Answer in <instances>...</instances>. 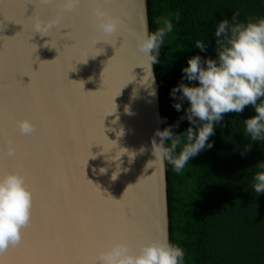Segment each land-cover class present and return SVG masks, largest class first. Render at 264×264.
I'll return each mask as SVG.
<instances>
[{
  "label": "water",
  "instance_id": "water-1",
  "mask_svg": "<svg viewBox=\"0 0 264 264\" xmlns=\"http://www.w3.org/2000/svg\"><path fill=\"white\" fill-rule=\"evenodd\" d=\"M67 4L0 0V174L21 175L32 194L24 241L0 255V264H73L89 245L99 253L115 243L135 251L152 240L169 242L165 162H150L151 141L159 143L154 133L162 131L158 85L136 47L145 27L149 32L146 0ZM101 9L117 22L111 35L96 27ZM84 62L102 68V88L86 94L99 113L73 118L97 128L95 151L68 144L82 145L83 134L73 141L69 125L57 130L50 120L57 108L40 94L71 77L66 94L75 102V68ZM23 119L33 134H19L14 121Z\"/></svg>",
  "mask_w": 264,
  "mask_h": 264
},
{
  "label": "trees",
  "instance_id": "trees-1",
  "mask_svg": "<svg viewBox=\"0 0 264 264\" xmlns=\"http://www.w3.org/2000/svg\"><path fill=\"white\" fill-rule=\"evenodd\" d=\"M146 5L149 33L162 26L161 18L173 24L153 70L162 131L175 126L179 135L191 126L181 119L189 103L185 99L176 111L173 105L180 101L171 90L180 83L198 85L182 79L181 70L193 56L216 58L214 33L221 20L264 18V0H146ZM197 41L207 45L204 52L195 47ZM254 115L251 105L223 114L206 141L212 147L191 157L181 173L165 160L169 243L184 250L183 264H264V192L252 189V177L261 171L255 166L264 162V140L252 141L244 123ZM186 142L185 135L177 152Z\"/></svg>",
  "mask_w": 264,
  "mask_h": 264
},
{
  "label": "clouds",
  "instance_id": "clouds-1",
  "mask_svg": "<svg viewBox=\"0 0 264 264\" xmlns=\"http://www.w3.org/2000/svg\"><path fill=\"white\" fill-rule=\"evenodd\" d=\"M43 2L51 3L52 0ZM78 2L68 0L67 7L70 10ZM94 16L99 31L106 35L116 31L117 22L106 18L104 12L96 10ZM175 19L179 20V13ZM235 19L233 16L232 21ZM157 23L162 26L156 31L149 33L145 27V34L137 37L136 47L146 58L149 78H152L151 65L158 62L164 37L173 30L168 18H161ZM214 35L216 58L193 56L187 61L188 66L181 70L184 73L182 79L196 81L198 85L180 83L170 93L173 99L180 101L173 105L176 111H181V103L185 99L188 101L189 106L181 119L186 118L191 126L179 135L172 131L175 126L157 130L154 136L159 137V143L155 139L151 141L155 160L150 162L163 167L167 160L178 174L191 157L206 147H212L206 141L214 134V122L219 123L225 113H240L251 105L255 115L244 120L245 131L252 141L264 140V100L261 99L264 98V18H251L246 23L221 20ZM195 47L204 52L207 45L197 41ZM153 52L155 55H152ZM176 93H180V96L177 97ZM258 100L261 102L257 103ZM15 125L22 135L35 132V126L27 119L17 120ZM185 135L187 142L177 152ZM166 141H170V145ZM147 150L141 147L140 152ZM14 151L9 147L7 154L11 156ZM255 167L261 171L253 175L252 189L259 194L264 192V162ZM31 207L32 194L24 178L14 172L0 174V253L20 242L22 229L30 223ZM184 255L182 248L170 244L165 237L143 243L135 251L122 243H115L109 250L97 253L95 264H183Z\"/></svg>",
  "mask_w": 264,
  "mask_h": 264
},
{
  "label": "bare ground",
  "instance_id": "bare-ground-1",
  "mask_svg": "<svg viewBox=\"0 0 264 264\" xmlns=\"http://www.w3.org/2000/svg\"><path fill=\"white\" fill-rule=\"evenodd\" d=\"M78 70L77 75L79 76V82L77 86V92L79 94L76 96V101L72 102L69 97H67L66 89H69L70 83H73L71 77L65 79L62 83L53 88V91L46 90L45 92H40L41 99L46 102L49 106L55 107L57 109L52 110L53 117H50L52 123H55V128L57 130H66L69 125L70 137L73 141H78L79 135L83 134L84 142L82 145L78 146L72 141L68 144H72L77 149H84L85 151H95L98 146L95 144V141L92 137V127L87 122L75 121L73 117L77 116L80 120L81 117L84 120H89L90 116L99 113L93 109L91 101L88 100L89 97L86 96L87 93L93 91L97 92V87L102 88V68L99 65L92 64L91 62L81 63L80 66L76 67ZM72 75H74L72 73ZM111 85L108 83V80L105 78V85ZM31 89V86H30ZM35 90L34 88H32ZM100 112H101V108ZM90 126V127H89ZM95 138V137H94ZM96 139V138H95Z\"/></svg>",
  "mask_w": 264,
  "mask_h": 264
},
{
  "label": "snow or ice",
  "instance_id": "snow-or-ice-1",
  "mask_svg": "<svg viewBox=\"0 0 264 264\" xmlns=\"http://www.w3.org/2000/svg\"><path fill=\"white\" fill-rule=\"evenodd\" d=\"M80 2H85V0H80ZM114 2H118V0H114ZM100 11L104 12L105 14H107L106 10H104V9H101ZM15 121H17V120H15ZM15 121H14V123H15ZM20 135H22V134H20ZM0 139H2V143H3L4 137L0 136ZM9 144L10 145L12 144L11 140H9ZM15 155H16V152L14 151V154L12 156H15ZM28 227H30V223H29V225L27 227L22 229L20 242L18 244H16L15 246H12L13 249L20 247V245L23 243V241H24V232L26 231V229ZM97 252H98V248L97 247H95L94 245H89L88 246V250L85 253H83L80 257H78L77 260H75L73 262V264H95V257H96ZM4 253H0V255H3Z\"/></svg>",
  "mask_w": 264,
  "mask_h": 264
}]
</instances>
